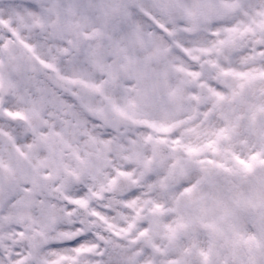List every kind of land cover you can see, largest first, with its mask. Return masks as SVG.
Here are the masks:
<instances>
[{"label": "snow or ice", "instance_id": "1", "mask_svg": "<svg viewBox=\"0 0 264 264\" xmlns=\"http://www.w3.org/2000/svg\"><path fill=\"white\" fill-rule=\"evenodd\" d=\"M0 264H264V0H0Z\"/></svg>", "mask_w": 264, "mask_h": 264}]
</instances>
